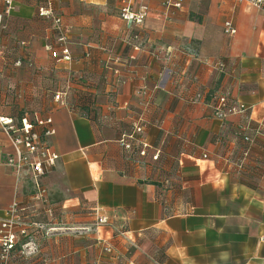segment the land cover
Instances as JSON below:
<instances>
[{"label":"crops","instance_id":"obj_1","mask_svg":"<svg viewBox=\"0 0 264 264\" xmlns=\"http://www.w3.org/2000/svg\"><path fill=\"white\" fill-rule=\"evenodd\" d=\"M147 1L143 26L128 29L118 0H52L71 55L56 61L48 47L60 45L39 0H12L0 24V117L51 118L46 140L60 158L40 179L43 201L34 200L29 174L5 163L12 149L0 125V221L14 201L42 204V221L23 216L16 232L36 264H83L91 252L95 264H264V130L250 142L239 131L247 119L251 132L264 123V10L240 0L168 10ZM58 91L66 105L54 101ZM217 91L250 109L215 118ZM83 210L97 220L91 252L67 235L83 227L72 213ZM20 256L3 255L0 243V264Z\"/></svg>","mask_w":264,"mask_h":264},{"label":"built area","instance_id":"obj_2","mask_svg":"<svg viewBox=\"0 0 264 264\" xmlns=\"http://www.w3.org/2000/svg\"><path fill=\"white\" fill-rule=\"evenodd\" d=\"M184 0H164L163 6L165 9L175 8L181 9ZM249 2L251 5L264 10V0H240ZM5 7L3 12H0V24L4 14H8L12 7V0H3ZM119 9L118 16L125 23L128 29H138L144 24V21L149 13V6L147 0H118ZM53 9L52 0H39L38 15L45 19H51L53 22V29L56 34V41L60 45L59 50L48 47L50 55L56 61L71 60L70 50L67 46L68 38L61 23L60 16L56 15ZM224 31L227 34L235 33V28L230 21H225L223 24ZM19 64V63H18ZM218 67L222 69L223 65L218 64ZM65 91H58L54 93L53 99L60 105H66L64 100ZM203 95L198 94L195 100H201ZM205 100V98H204ZM210 108L213 116L220 120H224L231 114H245L250 107L245 106L243 103H238L230 98V95L226 91H217L210 99ZM51 118L46 119H34L31 121L28 117L24 116L21 119L20 124L11 118L0 117V125L2 130L8 135L11 152L6 156V165H8L13 173L19 177L24 174H29L36 187V197L40 198L44 189L40 185V179L56 165L58 158L46 138L54 134V129L51 126ZM37 128V129H36ZM250 120L247 119L243 124L239 126V131L242 134L245 142H250L254 136H258L261 130H264V123L259 124L251 132ZM142 131L140 125L134 126V132L136 134ZM250 131L249 133H247ZM124 136L126 139H135V134ZM123 140V139H122ZM125 141V140H124ZM125 148L131 149L132 145L125 143ZM146 144H142V149L139 151V155L145 156ZM156 159V155L152 157ZM25 207L19 206L17 202H13L8 211V217L0 221V243L4 247V253L8 252L13 247L16 238L17 230L23 225V212ZM105 217H99L98 222L104 223ZM106 252L110 249L107 247Z\"/></svg>","mask_w":264,"mask_h":264},{"label":"rangeland","instance_id":"obj_3","mask_svg":"<svg viewBox=\"0 0 264 264\" xmlns=\"http://www.w3.org/2000/svg\"><path fill=\"white\" fill-rule=\"evenodd\" d=\"M44 193H43V195L40 197V198H37L36 197V192H35V199L34 200H36V201H43V197H44ZM26 206V208H25V211L23 212V216L25 217V216H29V219L31 220L33 217H38L39 218V220H40V222L42 221V219H43V214H42V211H43V209H42V204L41 205H39L36 209H37V211L35 210L34 211V209H35V207L34 206H31L30 207V205H25ZM73 213V215L74 214H77L78 215V217L77 218H83V221H82V226L83 227H76V231L75 230H70L69 232H67V235L68 236H70V237H73L74 235H78V236H81L82 237V239H80V240H78V241H81V243H82V246H83V248L84 249H88L90 252L94 249V246H95V237H94V235H95V231L93 230L94 229V224H95V222H97V220L95 221V220H89V218H92L89 214H88V211H85V210H83V212L81 213V212H77V213H75V212H72ZM34 214V216H32ZM22 216V219L24 218ZM75 222L76 221H74V216H73V218H71L70 220H68V223L69 224H75ZM94 225V226H93ZM72 226H78V225H72ZM87 227V228H86ZM89 227V228H88ZM72 228H75V227H72ZM81 228H82V230H81ZM69 242H67V244H68ZM71 245H74V243L72 242V243H70ZM69 245V244H68ZM69 247V246H68ZM94 251V250H93ZM6 253H8V252H6ZM5 253V254H6ZM21 256H20V258H19V264H36V262H34V263H32L33 262V260L32 259H30V257L29 258H25V257H23L22 256V253L20 254ZM35 255H39V253L38 252H36L35 253ZM23 257V258H22ZM84 261L85 262H83V264H95L94 263V258H93V254H92V252L90 253V255H87V256H85V258H84Z\"/></svg>","mask_w":264,"mask_h":264},{"label":"trees","instance_id":"obj_4","mask_svg":"<svg viewBox=\"0 0 264 264\" xmlns=\"http://www.w3.org/2000/svg\"><path fill=\"white\" fill-rule=\"evenodd\" d=\"M214 94V93H213ZM213 94H212V96H213ZM212 96H211V98H212ZM210 98V99H211ZM82 106H84L85 107V105L83 104ZM25 116V114H24V112L23 113H20L19 115H18V117H16L15 119H13L15 122H16V124H20V122H21V119L23 118ZM31 121H33V120H31ZM21 234L23 233V231H21L20 232ZM16 242H17V238H16V241H15V243H14V245H13V247L12 248H10L9 250H8V253H10L11 251H17L19 254H21V243H23V239H20V241H19V245H17L16 246ZM3 249H4V247L1 245V253H3V255H6L5 253H4V251H3ZM24 257V256H23ZM22 257V258H23ZM27 258V257H26ZM29 258V257H28Z\"/></svg>","mask_w":264,"mask_h":264}]
</instances>
